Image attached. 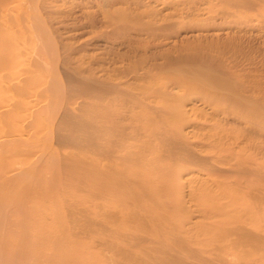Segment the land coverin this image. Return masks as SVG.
I'll return each mask as SVG.
<instances>
[{
  "label": "bare ground",
  "instance_id": "bare-ground-1",
  "mask_svg": "<svg viewBox=\"0 0 264 264\" xmlns=\"http://www.w3.org/2000/svg\"><path fill=\"white\" fill-rule=\"evenodd\" d=\"M0 264H264V0H0Z\"/></svg>",
  "mask_w": 264,
  "mask_h": 264
}]
</instances>
